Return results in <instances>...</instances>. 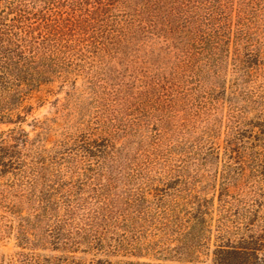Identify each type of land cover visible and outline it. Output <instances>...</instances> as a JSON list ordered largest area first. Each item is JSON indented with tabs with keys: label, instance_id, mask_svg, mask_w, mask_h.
Instances as JSON below:
<instances>
[{
	"label": "rangeland",
	"instance_id": "374dc122",
	"mask_svg": "<svg viewBox=\"0 0 264 264\" xmlns=\"http://www.w3.org/2000/svg\"><path fill=\"white\" fill-rule=\"evenodd\" d=\"M223 3L212 21L222 35L218 60L196 75L180 74L181 45L172 41L91 45L115 36L100 25L74 51L68 82L54 78L24 93V120L0 122L8 138L0 149V264H211L214 227L207 249L183 261L178 237L138 220L129 205L141 189L149 200L181 201L191 191L217 208L232 119L264 117V104L249 103L264 93V0ZM123 14L113 9L103 24ZM178 77L183 92L165 107L170 97L156 98L149 83ZM249 182L229 186L240 206L250 201Z\"/></svg>",
	"mask_w": 264,
	"mask_h": 264
},
{
	"label": "trees",
	"instance_id": "16d2710c",
	"mask_svg": "<svg viewBox=\"0 0 264 264\" xmlns=\"http://www.w3.org/2000/svg\"><path fill=\"white\" fill-rule=\"evenodd\" d=\"M223 5V0H0V122L24 120L19 110L24 93L33 87L54 78L68 82L76 65L78 53L74 51L83 49V44L127 47L140 43L152 48L156 38L172 41L174 46L181 45L176 47L180 74L191 71L196 75L202 66L218 60L222 35L212 21L221 15ZM113 9L123 11L122 18L103 24L104 15ZM100 25L115 36L86 43L89 31L100 30ZM204 58L210 62L200 65ZM184 81L178 77L176 83L167 85L170 81L155 78L149 87L157 92L156 98L170 97L165 107L172 108L173 94L183 92ZM249 103L256 110L264 104V93ZM232 120L225 152L230 160L224 165L217 208L213 200L191 191L181 201L149 200L141 189L129 205L138 220L149 222L163 236L178 237L180 260L191 261L207 249L214 227L218 243L211 264H264V117ZM12 131L8 137L17 139ZM7 140L0 136V149ZM91 147L88 144L87 151L92 152ZM240 178L250 179L251 187L250 201L241 206L240 198L229 189ZM47 196L40 195L42 211L48 207ZM94 212L92 222L99 218L100 208ZM67 214H73L72 209ZM213 218L215 224H211ZM76 230L80 232L79 227ZM72 241L76 247L78 243Z\"/></svg>",
	"mask_w": 264,
	"mask_h": 264
}]
</instances>
